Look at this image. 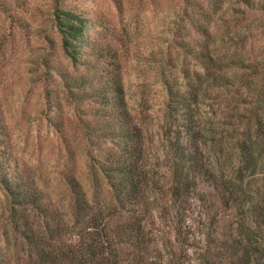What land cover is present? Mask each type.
<instances>
[{
  "label": "rangeland",
  "instance_id": "obj_1",
  "mask_svg": "<svg viewBox=\"0 0 264 264\" xmlns=\"http://www.w3.org/2000/svg\"><path fill=\"white\" fill-rule=\"evenodd\" d=\"M72 4L87 17L76 65L53 24L54 6ZM91 40L117 49L126 106L141 129L150 264H223L220 248L242 227L264 246V0H0V166L32 180L63 216L66 175L94 208L111 202L96 163L117 145L86 129L101 119L97 103L76 98L50 67L100 84ZM188 48L207 49L212 72L227 81L207 79ZM165 80L185 90V109L170 107ZM175 143L190 161L176 159ZM9 214L0 185V264L23 263L26 245Z\"/></svg>",
  "mask_w": 264,
  "mask_h": 264
},
{
  "label": "trees",
  "instance_id": "obj_2",
  "mask_svg": "<svg viewBox=\"0 0 264 264\" xmlns=\"http://www.w3.org/2000/svg\"><path fill=\"white\" fill-rule=\"evenodd\" d=\"M241 1L251 4V0ZM1 3L4 9L8 8L3 1ZM53 15L60 48L71 64L76 65L86 13L75 4L55 5ZM86 45L100 61V84L93 83L91 77L83 73L73 75L54 64L50 67L76 98H90L97 103L96 113L101 119L91 127L85 124L86 129H101L102 136L109 137L117 145L103 152L96 163L110 189L111 202L94 208L79 181L73 175H66L71 204L69 213L63 216L58 209L43 204L41 193L32 180L0 166V185L7 197L9 217L27 251L26 260L14 264H150V252L155 244L149 240L150 230L146 227L149 212L145 197L147 172L142 163V134L126 106L119 53L110 40L102 44L91 40ZM188 52L202 65L207 79L217 83L227 81L223 78L225 74L212 72V57L207 49L188 48ZM164 83L170 107L175 111L185 109V90L181 91L167 80ZM2 125L0 109V141ZM260 132L264 139V129ZM248 146L245 141L239 143L242 152L246 153L244 161L250 157ZM173 148L178 161H190L185 147L175 143ZM176 180L182 181L181 178ZM228 197L232 196L229 194ZM229 235V241L220 248V252H226L223 264H264V246L253 239L251 230L237 228Z\"/></svg>",
  "mask_w": 264,
  "mask_h": 264
}]
</instances>
